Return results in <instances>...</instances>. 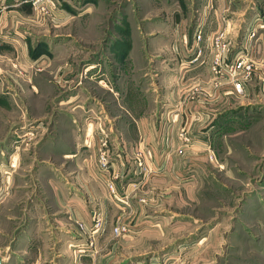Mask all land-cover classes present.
Returning a JSON list of instances; mask_svg holds the SVG:
<instances>
[{"label": "crops", "instance_id": "obj_1", "mask_svg": "<svg viewBox=\"0 0 264 264\" xmlns=\"http://www.w3.org/2000/svg\"><path fill=\"white\" fill-rule=\"evenodd\" d=\"M61 1L55 0L56 6L48 15L41 14L42 18L33 20L34 12L28 1L0 0L1 94L11 95L19 86L23 90L22 84L31 80L36 69L37 74L50 77L71 52L62 48L60 52L53 50L56 49V38L52 41V48L42 45V48L36 49L33 45L37 41L32 37L36 28L44 24L62 25L60 19H63L61 15L65 10L60 9ZM89 2L86 0L84 3L87 11L91 6ZM241 7L238 0H184V3L182 0H156L148 8H139L138 15L133 13L134 33L120 38L121 42H132V46L130 49L120 46L112 52V61L109 62L115 64V71L110 75L113 76L111 80L105 82L100 79L101 84L98 83L96 89L101 96L93 91V82L86 79L80 88L83 95L75 91L67 100L68 109L58 106L59 110L69 114L63 116L59 111L61 114L54 119L47 118L53 124L52 136L39 135L36 155L28 163H23L21 168L28 171L26 177L14 176L18 169L16 162L11 160L0 164V170L4 168L8 174L4 180L5 191L0 194L2 264H59L60 259H64L66 264H73L78 236L87 237L86 230L77 231L80 230L77 221L83 222L85 227L90 226L94 203H101L103 208H107L110 223L122 215L118 214L122 208L116 205L106 186V174L99 176L97 172L100 150L106 152L110 170L118 175L114 181L118 191L121 182L124 189L120 191L123 193L128 192L132 185L138 186L129 198L130 206L125 212L129 214L126 215H132L135 221L142 220L145 226L151 223L154 214L150 211H154L157 205L151 200L146 203L148 209H145L146 206L141 203L144 199L155 198L159 194L155 191L157 187H164L166 195L172 187V173L190 163L189 157L195 155V150L198 151V147L180 142L177 125L190 124L188 136L205 138L210 128L200 131L201 123L214 115L229 97L236 96L225 78L211 77L210 59L214 36L223 29L228 37L233 38L235 34L232 30L237 23L234 20L224 24L225 13L227 10L238 13ZM141 9L146 13L142 14ZM231 18L234 19L233 16ZM72 22V19L68 20L69 25ZM90 24L92 20L85 23L86 27ZM197 31L200 32L198 42L195 40ZM55 37L59 36L55 34ZM82 37L89 43L94 41L93 35ZM190 49L193 52L201 50L200 63L184 69L183 61L192 56L188 53ZM57 53L60 57L55 58L53 55ZM100 55L101 63L106 65L109 54L101 52ZM249 55L254 69L245 83L246 93L260 84L264 88V57L257 48ZM94 66L88 65L85 71ZM100 71L109 79L107 67ZM45 83L41 87L44 88ZM215 83H218L217 87ZM206 93L209 96L206 97ZM42 94V98L38 97V104L44 107L47 99ZM10 98H6V102L11 107L13 102ZM87 100L89 102L85 103ZM93 100L95 108H92ZM70 102L74 103L70 105ZM15 103L21 109L17 115L5 109L7 104L4 107L0 104V139L12 133L14 123H23L28 119V100L21 103L17 100ZM112 108L114 111L110 113ZM39 118L46 120L45 116L40 115ZM45 120L38 122L36 130L30 129L32 136L37 135L40 129L44 130V125L48 124ZM20 127L25 130L24 126ZM28 132L24 131L21 144L13 147L17 154L20 148L24 157L29 147L22 144L30 137ZM45 141L47 148L39 152V145ZM143 149L150 150L152 154L150 160L145 158L143 162L145 168L148 166L152 170L150 175L135 168V154ZM51 155H54L53 158ZM120 198L125 197L120 195ZM125 218L123 216L122 219Z\"/></svg>", "mask_w": 264, "mask_h": 264}, {"label": "rangeland", "instance_id": "obj_2", "mask_svg": "<svg viewBox=\"0 0 264 264\" xmlns=\"http://www.w3.org/2000/svg\"><path fill=\"white\" fill-rule=\"evenodd\" d=\"M85 1H61L60 9L65 10L61 15L63 19H60L62 25L44 24L32 32V37L37 39L33 42L36 49L42 48V45L52 48L55 42L56 49L53 50L60 52L59 49L62 48L64 51H71L62 59L64 62L60 63L61 67L50 77L37 74L36 69L32 72L31 80L22 84L23 90L19 86L11 95L0 93V104L3 107L7 104L6 98L11 96L12 108L7 104L5 109L11 110L14 115L21 113V109L15 103L17 100L20 103L25 100L29 102L26 122L14 123L12 133L0 139V164L9 163L11 160L13 163L16 162L18 169L14 176L21 178L27 176L28 171L21 168L23 163H28L36 155L34 152L37 151L36 141L39 135L44 133L46 136H52L53 124L48 119H54L61 113L63 116L68 113L63 109L59 110L58 106L62 105L68 109L67 100L75 91L83 95L80 88L86 79L93 82V91L101 96L99 89H96L100 79H104L105 82L111 80L113 76L110 75L115 71V64L109 62L112 61V52L120 46L129 49L132 46V42L127 44L121 42L120 38L125 35L132 36L134 33L133 13H137L135 16L138 15L139 8H148L155 4L156 0H89L91 4L89 11L85 10ZM182 1L184 3V0ZM238 4L242 6L238 13L227 10L223 17L224 24L232 23L234 20L237 23L232 30L235 31L234 48L252 19L261 17L264 20V0H238ZM33 12V20L42 18L41 14L34 10ZM143 13H146V10ZM69 19L73 20L70 25ZM88 20H92L90 24L92 31L90 26L85 25ZM66 21L67 23L63 24ZM260 33H262L260 37L257 35L251 44L250 54L257 48L264 57V31L261 30ZM55 34L59 37H55ZM85 34L93 35L94 41L91 43L85 41L82 37ZM101 52L109 54L106 65L101 63ZM53 56L58 58L60 53ZM91 64L95 65L94 68L85 71ZM105 67L108 68L109 79L100 71ZM21 78L18 77L19 81ZM43 82H46L44 88L41 87ZM258 86L242 96L229 97L230 99L222 103L214 115H210L207 121L201 123L200 131H207L210 128L205 138L188 136L187 128L191 126L190 124L177 125L180 142L194 148L198 147V151L195 150V155L189 157L190 163L184 164L172 173V187L166 195L164 187H157L155 191L159 194L149 195H156L154 200L141 199L143 201L141 204L146 206L145 209H148L146 203L151 200L157 205L154 211H150L152 215L154 214V219L149 225L145 226L142 220L135 221L132 215L127 216L129 213H125L130 206L129 198H132L134 194L132 192L137 191L138 186L132 185L128 192L123 193L120 191L124 189L121 182L118 191L114 183L118 179L117 173L113 174L110 164L109 173L105 171L99 163L98 154L99 176L105 173L106 186L107 178H110L114 185V193L107 186L111 197L117 202L116 197L124 196L129 205L124 207L117 202L116 205L122 208L118 210V214L120 212L122 215L110 223L107 208L105 207L107 217L104 218L103 206L101 203H94L90 226L80 228L77 224L80 229L77 231L86 230L87 237L78 236L75 245L76 261L73 264H264V88H261L262 84ZM42 93L45 94L44 99H47L44 107L38 104V97L42 98ZM88 102L89 100L85 101ZM72 103L74 102H70V105ZM95 107L93 100L92 108ZM113 111L112 108L110 113ZM40 115L45 116L48 124L44 125L45 131L40 129L37 135L32 136L30 129L36 130L38 122L45 120L38 119ZM20 126H24L23 130L29 131L28 136L31 137L26 138L22 144L23 147H29L26 157L21 155L20 148L18 154L13 148L21 144L23 138L24 131ZM47 145L46 141L41 143L39 152L47 148ZM53 156L51 155V158ZM180 156L177 158H181ZM135 159V168L146 175L153 173L150 167L143 166L144 160L137 166ZM7 175L4 168L0 170V183L3 179L0 194L5 191L4 180ZM123 216H126L124 220ZM97 219H102L99 228H95ZM116 225H124L125 232L114 235L112 228ZM89 231L93 232L92 246L88 244ZM82 247L83 251L77 250ZM59 264L66 262L60 259Z\"/></svg>", "mask_w": 264, "mask_h": 264}, {"label": "built area", "instance_id": "obj_3", "mask_svg": "<svg viewBox=\"0 0 264 264\" xmlns=\"http://www.w3.org/2000/svg\"><path fill=\"white\" fill-rule=\"evenodd\" d=\"M30 3L32 9L39 14L48 15L50 11L55 8V0H26ZM264 31V20L261 17H256L249 22L245 28L243 37L241 38L238 45L234 48L233 38L226 35V31L214 36L212 40L213 51L210 59V74L213 78H225L227 82L231 85L233 92L236 96H242L245 93V83L248 81L252 75L254 65L252 63L251 55V44L254 41V38ZM196 42L200 40V32L197 31L195 36ZM189 54L192 56L183 61V68L187 69L192 66H197L199 62V57L201 55V50L197 49L196 52H193V49H190ZM229 54V55H228ZM215 87L218 86V83L214 84ZM209 96L206 93V97ZM181 136V135H180ZM102 146H105V143L102 141ZM145 158H151V152L148 149L138 150L136 152V165H141V161ZM99 163L105 171H109V162L107 154L104 150H100L99 153ZM107 186L114 193V185L110 178H107ZM117 202L124 207L128 206V201L122 198H117ZM104 208V218L107 217V212ZM102 214V215H103ZM102 219H97L95 223V228L101 226ZM77 224L80 228L84 227V223L77 221ZM124 225H116L112 228V233L114 235H120L125 232ZM88 235V244L92 246V234L93 232L89 231ZM78 251H83L84 248H78Z\"/></svg>", "mask_w": 264, "mask_h": 264}, {"label": "water", "instance_id": "obj_4", "mask_svg": "<svg viewBox=\"0 0 264 264\" xmlns=\"http://www.w3.org/2000/svg\"><path fill=\"white\" fill-rule=\"evenodd\" d=\"M0 264H2V259H1V257H0Z\"/></svg>", "mask_w": 264, "mask_h": 264}]
</instances>
